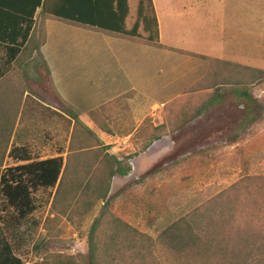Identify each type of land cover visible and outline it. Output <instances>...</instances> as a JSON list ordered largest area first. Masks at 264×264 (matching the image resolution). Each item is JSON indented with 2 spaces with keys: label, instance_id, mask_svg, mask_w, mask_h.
Wrapping results in <instances>:
<instances>
[{
  "label": "rangeland",
  "instance_id": "374dc122",
  "mask_svg": "<svg viewBox=\"0 0 264 264\" xmlns=\"http://www.w3.org/2000/svg\"><path fill=\"white\" fill-rule=\"evenodd\" d=\"M230 1L232 4L229 7ZM154 2L161 23L163 43L188 52L264 69V25L257 26L249 19L245 24L247 14L253 12L257 16L258 10L254 6L251 8L249 4L246 10L244 0H211L212 5L208 10L209 1L199 0L200 4H205V11L211 14L206 19L205 13H202L204 17H200L192 11L198 0ZM132 5L136 9L137 2L133 1ZM241 8L243 11L240 12ZM258 9L262 10L259 5ZM135 13L136 10L133 22ZM261 17L263 23L264 11H261ZM50 24L54 42L70 35L86 53L96 51L98 54L104 53L106 57L112 51L109 48H115L123 57V68L131 78L143 87L144 83L147 85V97L141 95L142 88H137L142 91L135 90L134 95L138 97L135 96L130 103L136 127L141 126L146 119H151L156 126L168 119L173 123H169L170 129L166 136L131 162L132 172L128 177L113 178L109 195L111 203L106 209L104 203L91 192L87 204L84 186L76 195L68 198L59 196L56 200L57 189L40 190L34 194L38 210L12 235H8L3 222L4 200L0 196V229L24 264H51L49 262L59 260L58 256L70 257L77 264H84L81 256L87 253V237L98 219L100 252L109 241L111 230H140L156 242L161 264H184L181 251L204 242L196 230L195 234L200 238L196 236L191 242L184 237L190 228L188 215L197 210L200 214L205 213L210 208L212 211H222L226 204L232 202H237L234 206L242 209L237 210L238 225L251 224L261 233L259 243H264V79L263 83L253 87L254 97L261 103L262 112L257 115L252 126L243 123V106H214L196 115L205 97L203 93L191 92V89L199 73L203 75L198 65L205 66L204 72L208 61L179 53L177 57L155 55L133 45L120 47L119 50L116 44L121 39L58 21ZM98 54L93 53V57ZM104 61L105 65L114 66L111 59ZM31 77L36 78L34 75ZM15 78L14 83L21 82L23 87L27 86L23 76L15 75ZM55 79L57 89L53 77L40 86L32 83L39 97L31 95L28 98L37 105L35 109L42 112L40 114L44 122L34 123L24 117L17 128L16 137L25 127L30 130L26 131L25 138H16L14 141L15 144H29L38 160L57 156L58 150L63 147L66 151L63 155L68 157L72 125L60 115H55L52 121L48 120L50 109L47 107L54 105L57 90L65 100L79 109L83 122L92 128L89 111L120 93L133 90L130 84L122 90L105 91L104 99L100 101L95 98L96 92H88L89 96L79 92L81 86L77 76L73 78L60 74ZM1 105L2 102L0 110ZM27 107L24 111H28ZM182 109L189 113L183 120L170 116L171 110L175 114ZM101 138L104 146H109L108 152L118 157L140 151L141 148V144L130 138L105 135H101ZM12 165L13 161L8 160L2 171ZM165 166L170 171L161 178L148 183L147 178L141 180L155 167ZM147 202L161 210L155 223L147 222ZM253 212L254 218L249 216ZM212 246L213 243L207 248L212 250ZM217 259L218 255L211 254L208 257L209 264H220ZM194 264L205 263L198 258Z\"/></svg>",
  "mask_w": 264,
  "mask_h": 264
},
{
  "label": "trees",
  "instance_id": "16d2710c",
  "mask_svg": "<svg viewBox=\"0 0 264 264\" xmlns=\"http://www.w3.org/2000/svg\"><path fill=\"white\" fill-rule=\"evenodd\" d=\"M133 1L137 2L136 9L132 5ZM135 10L136 18L133 22ZM46 20H56L141 45L167 49L160 43V27L154 0H0V43L5 44L8 49L4 68L0 71V80L5 79L14 84L11 91L14 97L12 108L15 104H21L27 94L24 105L28 106V110H32L31 98L28 96L39 97L33 90L32 83L40 86L50 80L51 75L41 53V48L46 43ZM170 51L209 62L207 75L191 89V92L203 93L205 97L196 115L214 106H243V123L252 126L256 122L257 115L262 112V105L254 97L253 87L263 83V70L182 50ZM33 52H36L34 63L44 64L46 71L40 67L34 75L36 78L29 74L23 76L26 87H23L21 82L15 84V75L11 74L13 65ZM131 96L130 93L126 94L89 113L101 131L122 138L131 136L132 141L141 144L140 151L123 157L110 154L109 146H104L96 132L81 121L80 112L55 94L53 107L70 117L71 124L73 122L68 157L63 156L66 151L61 148L60 156L40 161L33 155L29 146H13L8 158L15 165L2 171L15 122L11 123V117H6V121L0 120V196L4 200L3 222L8 235H12L38 210L34 194L40 190L57 189L56 200L59 196L68 198L76 195L84 186L87 204L91 192L97 200L104 203V209L110 205V185L113 178L128 177L132 172L131 162L145 153L153 143L166 136L170 129L169 123H173L168 119L156 126L151 119H146L136 128L126 101ZM16 107L13 108L14 111H17ZM170 113V116L182 120L189 115L187 110L183 109L175 114L171 110ZM4 144L6 145L3 147ZM102 154L105 156L102 157ZM168 171V166L155 167L141 180L147 178L148 183L161 178ZM236 204L237 202L226 204V207H223L225 210L222 211H212L210 208L205 213L200 214L197 210L188 215L190 228L184 237L191 242L196 236L200 238L195 234L196 230L204 238V242L193 244L192 247L181 251L184 264H194V260L198 258L209 264L208 257L211 254L218 255L217 262L220 264H254L249 260L254 253L260 252L253 246L260 244L258 240L261 233L251 224L238 225L237 210L242 209L235 207ZM157 209L153 203L147 202L148 223H155L159 218L157 215L160 214V209ZM249 216L254 218V212ZM99 223L100 219L96 220L89 231L88 250L86 255L81 256L84 264H161L156 242L140 230H111V237L100 252L97 230ZM212 243L214 247L209 250L207 246ZM58 258V261L49 263L77 264L70 257ZM0 264H24L1 229Z\"/></svg>",
  "mask_w": 264,
  "mask_h": 264
},
{
  "label": "crops",
  "instance_id": "0c3cea01",
  "mask_svg": "<svg viewBox=\"0 0 264 264\" xmlns=\"http://www.w3.org/2000/svg\"><path fill=\"white\" fill-rule=\"evenodd\" d=\"M207 1H209L208 8H207L209 10L211 8L212 4H211V0H206V2ZM230 2L231 3H229V7L232 4V1H230ZM244 2L246 4L245 5L246 10L248 9L249 4L251 5V8H252V6H254V8L256 10H258V13L256 12L257 16L253 12H250V14H247L246 16L244 15L245 16V24H247V21L249 19V22L252 23L254 21L255 25L260 26V27L263 26L264 22L262 23L263 18L261 17V11H264V0H244ZM154 5H155V2H154ZM258 5H259V8L260 7L262 8V10L258 9ZM155 9H156V6H155ZM205 9H206L205 4H200V2L198 0L197 5L193 6L192 11H193V13H196V15H199L200 17L202 16V13H205V17L204 16H202V17L207 19V17L211 16V14H209V11L206 12ZM241 11H243L242 8L240 9V12ZM39 12L37 14V17L39 15ZM156 13H157V9H156ZM252 13H253V15H252ZM157 16H158L159 27H160V43H161V45H163L167 49H161V48H157V47L141 45L138 43L134 44V43L127 42V41L125 42L124 41L125 39L117 38V39H121V40H119L120 42H118L116 44V46H118L119 50H120V47L124 48V47H127V45L128 46L133 45L134 47L140 48L146 52H150L151 54H155V55L166 54L168 56L177 57L179 54L174 52V51H170V49H175V50H182V49L176 48L175 46H173L171 44L163 43V37H162V32H161V23L159 20L158 13H157ZM179 16H181V14H179ZM53 21H56V20H46V22H45L46 43L42 46L41 53H42L44 60L47 64V67L49 69V72L51 75L50 80H52V77H53V82H54L56 89H57L58 83H57V80L55 79V76L60 75V74L66 75V76H73V78H75V76H77L79 79L78 81L80 82V86H81L79 92H85V93H83V95H85V96L88 95V92H96L95 98L96 99L99 98L100 101H102L104 99L103 97H104L105 91L108 92V91L122 90V89L130 86V84H131V86H133L132 91L126 92V93L124 92V94L120 93L119 95H117L116 98H113L110 101L101 104L100 106H98L95 109H98V108L108 104L109 102L130 93V94H132V96L127 98L126 101H127L128 105L130 107V110H131V104L130 103L134 101L135 96L138 97V95H134V93H135L134 91L139 90L137 88H140V89L142 88V90H143V91L139 90V91H142V94L139 92V95L140 94L144 95V98L147 97V85L144 83V82H146V80L143 82L145 85L143 87L141 85V83H139L137 80H133V78H131L130 74H128L125 71V69L123 68V66H124L123 61H122L123 57H121V55H119L117 53L115 48H109L108 47L112 51L109 52V54H107L108 56L106 57L104 53L98 54L96 51H94V52L92 51L91 54L86 53V51L82 48L81 45L79 46L76 44L77 40L73 39V37H71L70 35L67 37H63L62 41L60 40L58 42H54L51 38V24H50ZM58 22H60V21H58ZM66 25H68V24H66ZM69 26H72V25H69ZM72 27H75V26H72ZM76 28H79V27H76ZM80 29H83V28H80ZM114 38H116V37H114ZM182 51H185V50H182ZM186 52H188V51H186ZM7 53H8L7 46L3 43H0V71L4 68L3 63L7 57ZM93 53L98 54V56L93 57ZM190 53H192V52H190ZM111 54H113V57L111 56ZM193 54L201 55V56H207V57L215 58V59H220V60L225 61V62H231V63L238 64L241 66L251 67L254 69H259V70L264 71V69L252 67L250 65L242 64V63H239L236 61H230L227 59L208 56V55H204V54H200V53H193ZM35 57H36V52H33L32 54H28L24 60L13 65L11 74L12 75L14 74L17 76H25V75L29 74L32 76V75H36L38 73V71H37L38 68L41 67L44 70L46 67V66H44V64L39 63L38 65H36L34 63ZM195 58L206 62V60H204V59H201L198 57H195ZM94 59H96V61H92ZM109 59H111V63L114 66H107L108 65L107 63H106L107 65H105L104 60L108 61ZM198 67H199V70H201V73H203V75L202 74L200 75V73H199V76L196 79V82L194 84L201 81L207 75L208 69H209V62H208V66L204 72H203V70H204L205 66L203 64H200V66L198 65ZM44 71H46V70H44ZM44 74H46V73H44ZM15 80H16V78H15ZM140 82H142V81H140ZM13 85L14 84L12 82H8L5 79L0 80V102H2L1 110H0V120L6 121L5 120L6 117L7 118L11 117V123L15 122L14 131H13L10 143H9V150L7 152V158H6V162H5L6 164H7L8 160H11L8 158V155H9V152L13 146H15V147L29 146V144H27V143L21 145V144H15V142H14L16 140V138H25L24 135L26 134V131L30 130V128L25 127L22 129L21 133H18V136L16 137V133L18 131L17 128L23 122L24 117L28 118L30 120V122H32V121H34V123L39 122V121L44 122V119L42 118V116H40L41 114H40L39 110L35 109V106L37 107V105H35V102L31 101L32 110L24 111L25 110L24 109L25 108L24 100L26 99L25 97H24V100L21 104H15L14 107L17 106L16 107L17 111L13 110L14 107L12 108V104L14 101V97L11 95V91H13L12 90ZM136 86H138V87H136ZM74 90L77 91V89H74ZM57 94L64 101H66L67 103H69L71 106H73L75 109H77L79 111V109L76 108L72 103L65 100L63 98V96L61 94H59L58 90H57ZM26 97H27V94H26ZM18 105H19V107H18ZM47 108L50 109V113H49L50 115L48 118L49 121H52L55 115H60L64 118L68 119V121L70 123L71 119L66 114L59 112L53 106L47 107ZM95 109H93V110H95ZM93 110H91V111H93ZM55 111H57V113ZM91 111H89V113ZM89 113H88V117H89L91 123L93 124V128L83 122L81 113H80V115H81L80 119L88 128L95 131L99 138H101V135H105L107 137H113V138H122L118 135L112 136V135H109V134L101 131L94 124L93 120L89 116ZM131 115H132V119L134 122V117H133L132 112H131ZM134 124H135V122H134ZM70 125H72V128H73V122H72V124L70 123ZM139 127H140V125H139ZM139 127H136V128H139ZM71 136H72V133H71ZM124 138H130L131 139V136L124 137ZM70 141H71V137H70ZM5 145L6 144H4L3 147ZM69 145H70V142H69ZM59 150L57 152V156H55V157L60 156ZM33 155L35 156L34 153H33ZM55 157H51V158H55ZM51 158H47V159H51ZM47 159H42V160H47ZM42 160H40V161H42ZM13 165H15L14 162H13ZM253 248L255 250H259L260 252L254 253L252 255V257L250 258L249 262L250 263L253 262L254 264H264V243L256 244L255 246H253ZM242 249H243V247H241V250Z\"/></svg>",
  "mask_w": 264,
  "mask_h": 264
}]
</instances>
